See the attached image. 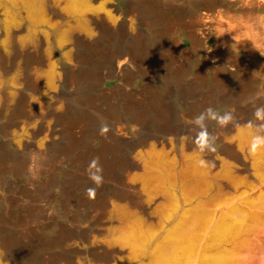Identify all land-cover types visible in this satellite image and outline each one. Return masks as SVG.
Listing matches in <instances>:
<instances>
[{
	"label": "bare ground",
	"instance_id": "bare-ground-1",
	"mask_svg": "<svg viewBox=\"0 0 264 264\" xmlns=\"http://www.w3.org/2000/svg\"><path fill=\"white\" fill-rule=\"evenodd\" d=\"M63 2L79 33L58 35L63 62L51 61L53 81L44 106L26 108L38 86L25 80L18 101L0 111V259L11 264L32 259L27 242L37 249L86 240L81 226L53 220L45 193L57 189L67 203L73 180L83 177L79 152L95 139L102 140L99 159L87 172L109 183L121 167L105 158L109 152L133 150L139 142L162 145L184 132L175 124L179 119L193 122L188 133L197 142L194 118L207 108L242 112L223 125L233 129L264 106V95L256 96L264 93V0ZM10 62L28 70L40 60L27 48L14 52ZM80 121L90 128L76 139L71 126ZM13 127L23 133L15 146L6 140ZM261 154L254 152L258 178L264 177ZM147 156L165 172L156 179L168 201L156 225L135 220L117 230L113 241L125 250L113 251L126 253L117 264H241L250 234L264 222V192L236 188L205 205L175 189L155 151ZM72 159L79 163L74 176ZM95 260L108 262L110 256L102 252ZM46 262L72 263L65 253Z\"/></svg>",
	"mask_w": 264,
	"mask_h": 264
},
{
	"label": "rangeland",
	"instance_id": "rangeland-1",
	"mask_svg": "<svg viewBox=\"0 0 264 264\" xmlns=\"http://www.w3.org/2000/svg\"><path fill=\"white\" fill-rule=\"evenodd\" d=\"M74 20L76 18L65 10L63 0H0V111L5 113L18 101L23 93L25 80L38 86L37 92L27 96L26 108L34 110L44 106L53 81L51 63L55 59L58 63L63 60L64 49L58 46V35L63 31H69L70 35L79 33ZM27 48L34 51L40 60L28 70L10 62L14 52ZM257 95L262 96L264 93H256ZM55 107L58 108V105ZM229 107L233 109L234 116L242 114H237L233 106ZM222 109L217 112L222 114ZM175 124L182 127L184 132L167 138L162 145L139 142L133 150L105 154L107 160H118L121 166L113 173L111 179H115L114 182H97L87 172L88 165L98 162L97 151L102 145L101 138L91 142L86 152L77 151L84 156H81L80 161L81 166H84L81 173L83 177L77 182L73 180L67 194L69 202L66 204L59 190H48L45 197L49 199L50 205L46 208L47 212L55 216V222L65 220L81 226L87 238L80 245H44L37 249L34 243L27 242L24 246L31 251L32 259L26 257L22 264H47L46 260L53 254L64 253L71 258V264H117L126 255L125 252L113 251L119 248L113 241L117 230L135 220L147 226L156 225L158 212L168 201V195L165 196L166 193L156 179L162 174L164 176L165 172L156 170L147 156L150 151H155L166 162L165 171L175 189L179 193H186L193 201L200 200L209 205L215 197L232 194L236 188H246L250 193L264 192V177L255 176L254 157V152L259 150L263 152L261 157L264 160V145L255 151L251 150L252 137L256 134L264 135V119L248 117L237 122L233 129L218 126L215 119L206 120L214 151H201L199 144L193 141L188 133L189 127L193 125L192 121L179 119ZM89 128L87 122L80 121L71 126V135L79 139L87 134ZM199 131L197 126V132ZM126 134L129 136L133 133L127 131ZM22 138L23 133L19 127H13L6 136L12 146ZM200 160L205 163L201 165ZM78 164L73 159L70 161L73 176ZM262 168L264 170V161ZM117 180H120L124 188L117 184ZM102 252L110 256V261L100 263L95 260V255ZM240 255L241 264H264V222L250 234L249 243ZM0 264L11 262L0 259Z\"/></svg>",
	"mask_w": 264,
	"mask_h": 264
},
{
	"label": "clouds",
	"instance_id": "clouds-1",
	"mask_svg": "<svg viewBox=\"0 0 264 264\" xmlns=\"http://www.w3.org/2000/svg\"><path fill=\"white\" fill-rule=\"evenodd\" d=\"M254 115L258 119H264V106L256 107ZM209 119H215L219 125L223 126L229 124L230 122H233L235 120V117L230 111L220 114L215 108L212 107L207 108L204 112L196 116L194 118V123L200 128L197 136V143L199 144L201 151H204L205 149H207L208 151L215 150L214 145L211 143L207 132L206 120ZM262 145H264V135H254L251 141V150L255 151ZM204 163V160H200L201 165H203ZM92 166L95 167V163H93ZM91 178L97 182H99V180L101 179V177L98 175H93Z\"/></svg>",
	"mask_w": 264,
	"mask_h": 264
}]
</instances>
